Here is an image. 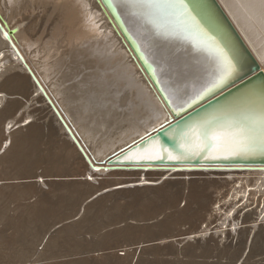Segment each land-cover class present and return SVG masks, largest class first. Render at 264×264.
<instances>
[{"label": "bare ground", "instance_id": "bare-ground-1", "mask_svg": "<svg viewBox=\"0 0 264 264\" xmlns=\"http://www.w3.org/2000/svg\"><path fill=\"white\" fill-rule=\"evenodd\" d=\"M106 1L108 2V7L103 3L102 0H0V27L4 32L9 34L10 41L13 47L21 57L20 58L17 55L10 42L4 37L0 29V77L5 76V84L3 86L4 90L0 91V105L4 102L6 104L8 103L9 105L16 104L18 98L13 99L15 98V96H20L21 99H28V101H30L32 105H37V103L41 104L40 108L36 109L37 115L43 120H48V122L46 121V125L49 126L50 131L54 133L58 140H61L59 139L61 137L63 138L61 140L60 153H62V160L64 164L67 165L66 167L71 170H73L72 168H75L73 170L74 177H77L79 179L84 177V181H82L83 179H78L73 182V180L71 179V183L69 182L67 184H61V186H63L65 189V192L63 193V195H61L62 198L66 202H71L75 205L78 204L81 199L87 194H90V196L87 197L90 199V197L93 198L100 192L102 193L103 191H105V189L106 191H109L118 188L122 190L129 188L127 191H116V194L114 195H104V197H101L100 199L97 198V200L92 202V204L87 206V208L85 206L82 207L83 204L81 203L80 206L78 205V212L76 211V209L75 211L77 214H79L81 212H84L86 209H91L94 206L97 209H93H96L98 212L100 211V209H102L103 206H105L103 204L106 198L110 199L109 197H118L119 195L123 196V194L126 193L129 194V197L131 196L138 201L147 199H162L161 204L159 205L166 207V209L173 210V212H171L169 215H166L165 217L166 220L172 222H174L175 220H180L182 218H187L190 214V211H203L207 215L211 211L212 206L218 204L220 201H225L226 199H228V197L233 199V201H228L229 205H232L233 207V205H235L234 201L237 199V195L239 194H242L243 199H245L247 195L254 197L257 193H259L260 197H263L264 201V148L257 146L254 150L245 153L232 154L227 150L218 148L215 144V141L213 140H196L194 138L183 135L191 125L211 118L212 116L221 117L220 122L223 123L224 119H226L227 114L238 115L239 113L236 110L242 109L244 107V103L247 101L255 100L257 106L259 105L261 94L264 93V0H217L223 11L226 13L235 29L241 36L247 48L257 60L260 70L242 80L241 82L221 91L218 94H215L208 100L193 107L178 119L175 118L174 115L183 112L189 107V104H193V100L196 99L197 95L203 93V98L207 92L215 89L212 88L211 85L214 79V73L216 71V65L214 63L213 57L217 52V49H223L236 60L237 57L235 53H233L230 48L228 52L216 37H213L206 31V29L191 13L185 2L184 3L187 7L188 13L190 14V17L195 19L199 27L203 30V33L206 34V39L204 41L206 47L204 50L193 48L191 44L188 43L165 40L157 37L151 33L150 29L144 24L143 20L134 18L126 7L119 4L117 7H112L111 4L117 2V0ZM116 20L118 23L116 22ZM121 29H123L124 33L135 46L141 61L148 67L150 76L155 85L158 86L162 95L157 91L155 85L152 83V80L145 72L141 63L135 56L133 50L128 45V42L122 35ZM28 70L31 72L36 82L33 80L32 75ZM132 87L137 89L138 93H145L146 95L139 96L137 98L138 100L129 98L130 90ZM206 89L211 90L205 91ZM34 93H36V97L31 98V95ZM45 96L57 110L67 128L70 130L77 143L85 153L86 158L89 162L84 158L76 144L71 140L63 125L53 112L52 107L47 102ZM7 97H12V99L7 102ZM164 100L168 102V106L166 105ZM18 103H20V101ZM2 106L0 109V127L6 120L5 113L7 111L5 108L7 106H4L3 108ZM29 110L32 109L30 108ZM8 114H11V112ZM17 119L16 121L15 119H13L16 122H14V124H17ZM32 126V124H29L25 128H19L17 131L16 129L14 130V127L11 126L15 132H13L12 130L13 133L10 132L9 136L7 135L8 138H10V144L8 143V148H6L5 153H2L4 155L0 157V165L3 162L7 164L6 161H12L14 158V163L16 164V161L18 160L17 158H19L18 156L20 150H23L26 144V138L30 139V137H27V132ZM39 140H42V137ZM161 146L163 147V149H167V152H171L173 156L179 157V159L173 160L167 158V152L162 153L165 156L164 159H156V155L160 154ZM38 149H35V151H38ZM33 151L34 149L32 150V152ZM20 156H22L21 153ZM33 156L31 155V157ZM27 158L30 157L27 156L25 158V161ZM89 163L92 167L89 165ZM28 164L29 163H27V165ZM17 166L18 165H16V167ZM19 166L21 167L22 165ZM59 166L60 165L58 164H55L53 166V171H56V175L60 172V170L63 171L62 167ZM23 167L24 165L22 166V168ZM6 169L8 170V168ZM180 169L191 170H188L189 172H180ZM1 173L2 172H0V174ZM31 173L33 175V172ZM32 175L31 177H33ZM99 176L109 178V180H106L107 182H105V180L102 178L97 179V177ZM6 177L0 180V182H3V184L0 185V200L6 197L5 190L10 189V187L12 188L13 184L11 183H13V180L18 179L10 178V174L9 177ZM40 177L41 176L37 177V179H39ZM87 177H89V179H87ZM169 177H173V179L171 178V180H169ZM181 178H187V180H181ZM100 179H102V181L104 180V183H109L110 185L107 184V187L99 189L100 187L98 186H100V183L102 184V182H99ZM238 180L240 181V183H238V186L236 187L235 183H237ZM55 184V186L57 187V185L60 183ZM69 184L73 190L70 187L69 188L71 190H67ZM22 185L24 184L22 183ZM44 185V182H41V184H39V182L36 181L32 182V185L30 186L31 189L40 193L41 187H44ZM19 186L21 185L19 184ZM23 187H25V185ZM250 187H254L255 189H257V191L249 192L248 188ZM96 188L97 190L95 191ZM11 190L7 191V193L9 192V194H11ZM16 190L17 192H20V190L24 191V189ZM59 190L62 193L61 187L59 188ZM91 191L95 192L91 194ZM15 193L16 192H14V194ZM52 193L55 194V192ZM107 193L108 192H106V194ZM24 195H22V197ZM29 195L26 194L25 196ZM38 195L40 196V194ZM11 196L13 197V195ZM15 198L17 197L15 196ZM56 198L51 197L49 199L56 200ZM3 200L1 202H3ZM184 200L186 201L184 207L182 209H179L180 203ZM240 200H242V198ZM66 202L63 203L67 204ZM119 204L121 205V202ZM226 204L227 202L225 203V205ZM12 205H14V203ZM24 205L26 204L24 203ZM29 205L31 206V204ZM192 205H196L195 210H190V207ZM33 206L34 205H32V207ZM36 206L34 208H36ZM12 208L15 207L12 206ZM53 208L55 209V207ZM6 209L7 208H5V211ZM49 209L51 211V208ZM28 210L29 209H26L24 212H27ZM263 211L264 210H262L261 213ZM106 212L110 213V211L108 210ZM106 212L104 214H106ZM3 213L4 215H6V212H4V209L0 206V216H3ZM53 213L55 212L53 211ZM153 213L154 210L151 211V209L147 207L146 209L138 213V217L140 218L139 220L146 222H148L149 220L151 221L152 219H154ZM251 214L252 213L247 214L244 219H248ZM13 215L16 214H14L13 212ZM26 215H28V212ZM55 215L58 216L56 213ZM101 216L103 217V215ZM69 217L70 215L67 216V218ZM100 222H102L103 224L102 220ZM81 223L82 221L79 220V222H73L72 224L65 226L59 232L55 233L56 236H53V233L52 237L54 238H52L51 240L49 238L48 241H50L45 244H47V247H51L54 249L55 247H58L59 241L64 238V241H66L67 238L76 239L74 237L78 232L81 231L80 227L85 224L84 223L83 225H81ZM104 223L106 224V221ZM108 223L111 222L109 221ZM26 224L24 223L25 226ZM39 224H41V222H39ZM87 226L89 225L87 224ZM9 228L7 227V229ZM20 228L23 229L22 227ZM88 228L90 227H86L84 229L88 230ZM109 228H111V226ZM143 228L144 229H142V231L138 228H135L139 230V232H137L133 237L139 238L146 233H151V236L157 237L156 240L163 239V235L161 233L162 231H155L156 229L154 230L153 228H147V226H144ZM59 229H57V231ZM118 229L116 231H112V233L109 232V234L105 235L104 237L102 236V239L100 238L101 241L105 240L106 242H109L106 240L107 237H112L114 239L118 238L120 240L118 234L121 233L122 235H124V233L129 230L127 225H124V227L121 226V229ZM36 230L38 232V229ZM89 230L91 231L93 229ZM250 230H255V234H253L254 237L261 236L262 232L264 231L261 227L258 226H254ZM90 231L89 233L92 234V232ZM108 231L109 230H107V233ZM12 232L13 234L17 233L13 230ZM84 232L88 233L85 230ZM102 232L104 233V231ZM245 232L247 233V231ZM21 233H23V231ZM238 233H241L240 230L238 231ZM17 235L14 234L15 238H13L16 239ZM79 236L82 237L83 232L82 236ZM9 237H6V234L4 237V231L0 232V249L5 246H9L10 243L13 242L12 240L14 239L11 238V240ZM27 238L30 237L27 236ZM36 238L37 236L34 238V240ZM96 238L98 237H95V239ZM129 238L131 237L128 236V238L125 240H129ZM40 239L41 242H38V246L41 245L44 238L41 236ZM31 240L33 242V238ZM36 240L39 239L37 238ZM21 241L22 240H20V242ZM99 241L100 240H98V242ZM88 242L89 241H87V243ZM80 243L83 244V241H81ZM94 243V245H96V242ZM22 244L20 245L22 246ZM78 244L79 243L77 242V245ZM35 245L33 247H35ZM92 245L93 244H91V246ZM14 246L12 245L13 248H15ZM31 247L29 246V248ZM37 247H35V250H37ZM113 247L115 246L113 245ZM19 248L17 247V250ZM22 248L24 250L25 247L22 246ZM47 249L52 250L49 248ZM94 249L92 251H94ZM114 251L116 252V250ZM122 251H124V256L126 257L120 258L118 256H114L111 264H125L129 260L130 254H126L127 251L125 252V250ZM25 252L22 251V255L21 257L19 255L18 259H25L28 255V251L27 253ZM19 253L21 254V251H19ZM102 253L104 254V252ZM25 254H27L26 257ZM51 254H54V251ZM0 256L1 259L2 257L9 255H5L3 254V252H1ZM51 257L54 258L55 256L53 257L51 255ZM47 259L49 260V258ZM47 259L45 258V260ZM102 259L104 260V258ZM26 260L28 261L29 258H27ZM37 260L33 261V263L37 262ZM82 260L84 261L85 259ZM20 261L22 262V260ZM39 261L40 260H38V262ZM101 261L102 260H100V262Z\"/></svg>", "mask_w": 264, "mask_h": 264}, {"label": "rangeland", "instance_id": "rangeland-1", "mask_svg": "<svg viewBox=\"0 0 264 264\" xmlns=\"http://www.w3.org/2000/svg\"><path fill=\"white\" fill-rule=\"evenodd\" d=\"M5 84V76H1L0 77V91H3L4 86ZM35 94V95H34ZM31 95V98H35L36 97V93H34ZM139 94V95H138ZM146 95L145 93H138L137 89H135L134 87L131 88L130 90V97L131 99H135V100H138L137 98L139 96H144ZM18 98V99H17ZM20 98V99H19ZM10 99H12V97H7L6 98V101H10ZM13 99H17L16 101V104H12V105H8L4 102L0 105V109H1V106L2 108L4 106H7L5 107L6 108V115H5V121L3 123V125L0 127V157L4 154H2L3 152L5 153L6 151V148H8V143L10 144V138H8L9 136V133H13L15 132L14 130L16 129V131L19 129V128H25L27 125H33L30 130L27 132V137H30L29 138H26V144L24 146V148H27V149H24L23 150L21 149L20 150V153L22 156H20V153H19V158H17L16 160V164L14 163L15 162V158L11 161H6L7 164H5L4 162V165L3 163H1L0 165V172H2L0 175V180L1 179H4V177L8 176L9 177V174H10V178H15L17 180H13V184L12 185V188L10 187V189H7L5 190V198L1 199L0 200V203L1 204H6V205H1L0 206L4 209V212H6L5 214L7 215H4L3 213V216L1 215L0 216V232L1 231H4V237H5V234H6V237H9L10 235V239H14L15 235L19 234L16 236V239L12 240L13 242L10 243L9 246H5L3 248L0 249V253L3 252V254L5 255H9V256H5V257H2L0 259V264H32L33 261H36L37 258L38 260H40L38 262H35L33 264H111V261L112 259L114 258V256H118V257H126L124 256V251L122 250H125L126 254H130V257H129V260L125 263V264H264V231L262 232V235L261 236H258V237H254L253 234H255V230H250L252 227L254 226H258V227H261L263 230H264V211L261 213L262 210H264V201H263V197H260V194L257 193L254 197H251V196H246L245 199H243V195L242 194H239L237 195V199L234 201L235 202V205H229V202L228 201H233L232 198L228 197V199H226L225 201H220L218 204L212 206L211 208V211L206 215L203 211H197V212H193V211H190V214L187 218H182L180 220H175L174 222L172 221H169V220H166L165 217L166 215H169L171 212H173L172 209H166V207H163V206H160L159 204H161V200L162 199H147V200H135L134 198H132L131 196L129 197V194H126L124 193L123 196L119 195L118 197L117 196H114V197H109L110 199H105L104 201V204L105 206L102 207V209H100V211L97 212V208L96 207H92L91 209L89 210H85L84 212H81L79 214L76 213V211L78 212L77 208L81 205V203L83 204L82 207H86L89 206L90 204H92V202L96 201L97 198L100 199L101 197H104V195H114L116 194V191H121L122 189H113V190H109V191H103L100 195H96L94 196L93 198L89 197L90 194H87L85 195V197H83L81 199V201L78 203V204H72L71 202H66L61 195H63V193L65 192V189L63 186H61V184H67V183H71V181L73 180V182H75L76 180H78L79 178L77 177H74V169L75 168H72L73 170L67 168L63 162V158H62V153H60V145H61V140L63 139L62 137L59 138L61 140H58V138L54 135V133L52 131H50V128L49 126H47V122L48 120L47 119H41L39 118V116L37 115V112H36V109L40 108L41 104L40 103H37V105H32L30 101H28V99L26 98H22L20 96H15V98ZM24 99V100H23ZM26 99V101H25ZM20 103H18L19 101ZM26 103H25V102ZM30 102V103H29ZM11 103V102H10ZM23 103V104H22ZM25 103V104H24ZM21 106H20V105ZM28 105V106H27ZM11 106V107H10ZM19 106V108H18ZM117 106V105H116ZM15 107V108H14ZM25 107V108H24ZM29 107V108H28ZM32 109V110H29V109ZM25 111H24V110ZM9 110V112H8ZM19 111V112H17ZM23 111V113H22ZM13 114H8L10 113ZM13 112V113H12ZM34 112V113H33ZM22 113V114H21ZM31 114V115H30ZM10 117H8V116ZM23 115V116H22ZM34 117H33V116ZM12 116V117H11ZM19 117L21 119H17L16 118ZM37 116V117H36ZM9 119H8V118ZM33 117V118H32ZM25 118V119H24ZM38 118V119H36ZM16 121L17 119V124H14V120ZM33 119V120H32ZM37 120V121H35ZM19 121V123H18ZM44 121V122H43ZM47 121V122H46ZM34 122V123H33ZM38 122V123H37ZM12 123V124H11ZM16 123V122H15ZM23 123V124H22ZM36 123V124H35ZM5 124V125H4ZM10 124V125H9ZM14 124V125H13ZM35 124V125H34ZM45 124V125H44ZM18 125V126H17ZM5 126V127H4ZM14 127L12 129V127ZM17 128H16V127ZM20 126V127H19ZM44 126V127H43ZM36 130H35V129ZM44 128V129H43ZM7 129V130H6ZM33 129V130H32ZM13 130V132H12ZM43 130V131H42ZM45 130V131H44ZM3 133H2V132ZM6 132V133H5ZM46 132V133H45ZM2 133V134H1ZM32 133V134H31ZM49 133V134H48ZM34 134V135H33ZM38 134V136H37ZM45 134V135H44ZM6 135V136H5ZM8 135V136H7ZM42 135V136H41ZM3 136V137H2ZM5 136V138H4ZM40 136V137H39ZM7 137V138H6ZM42 137V140H39L41 139ZM34 138V139H33ZM5 139V141H4ZM33 139V140H31ZM9 140V141H8ZM29 140V141H28ZM39 142H37V141ZM1 141H2V145H1ZM4 141V143H3ZM36 141V142H35ZM7 142V143H6ZM31 142V143H30ZM35 142V143H34ZM60 142V143H59ZM45 143V144H44ZM7 146H6V145ZM29 144V145H28ZM43 144V145H42ZM33 145V146H32ZM35 145V146H34ZM41 145V146H40ZM29 147V148H28ZM32 147L34 149V154L36 152V154L34 155L33 152H32ZM39 148V149H38ZM30 149V150H28ZM35 149H38V151ZM41 149V150H40ZM50 149V150H49ZM57 149V150H56ZM29 152H28V151ZM40 150V152H39ZM24 152V153H22ZM26 152V153H25ZM28 152V153H27ZM41 153V154H40ZM48 153V155H47ZM29 154V155H28ZM60 156H59V155ZM25 157H24V156ZM31 155L34 157V161H33V157H31ZM38 155V156H37ZM29 156L30 158H27L26 161H25V158ZM59 156V157H58ZM23 157V158H22ZM36 157V158H35ZM40 157V158H39ZM21 158V159H20ZM20 159V160H19ZM29 159V160H28ZM23 160V161H22ZM52 160V161H51ZM28 161V162H27ZM33 163H32V162ZM20 162V163H19ZM23 162V163H22ZM9 163V165H8ZM18 163V164H17ZM26 163V164H25ZM27 163H29L27 165ZM63 163V164H62ZM11 164V165H10ZM55 164H58L60 165L59 167H62L63 171L60 170V172L56 175L55 174V170L53 171V166ZM7 165V166H5ZM16 165H24V167L22 168V166L20 167H16ZM44 165V166H43ZM52 165V166H51ZM10 167V168H9ZM13 167V168H12ZM16 167V168H15ZM65 167V169H64ZM6 168L11 169V170H7ZM15 168V169H14ZM22 168V169H21ZM49 168V169H48ZM31 169V170H30ZM47 169V170H46ZM2 170V171H1ZM4 170V171H3ZM15 170V171H14ZM19 170V171H18ZM191 169H186V170H182L180 169V172L183 171V172H189ZM15 175H14V173ZM28 171V173H27ZM35 171V172H34ZM42 171V172H41ZM70 171V173H69ZM73 171V172H71ZM4 172V173H3ZM11 172V173H10ZM17 172V173H16ZM20 172V173H19ZM22 172V173H21ZM25 172V173H24ZM33 172V175L32 173ZM54 172V173H53ZM62 172V173H61ZM9 173V174H7ZM36 173H39V174H36ZM50 173V174H49ZM72 173V174H71ZM6 174V175H4ZM17 174V175H16ZM42 174V175H41ZM66 174V175H65ZM4 175V177H3ZM13 175V176H12ZM29 175V176H28ZM31 175L33 177H31ZM37 175V176H36ZM41 176L39 179H37V177ZM59 175V176H58ZM62 175V176H61ZM15 176V177H14ZM19 176V177H17ZM28 176V177H27ZM48 176V177H47ZM55 176V177H54ZM58 176V177H57ZM66 176V177H64ZM2 177V178H1ZM31 177V178H30ZM46 177V178H45ZM7 178V177H6ZM21 178V179H20ZM29 178V179H28ZM84 177L80 178V179H83ZM99 178H102L105 180V182H107L109 180V178H105V177H97V179ZM171 178L173 179V177H169L168 179L171 180ZM48 179V181H47ZM72 179V180H71ZM79 179V180H80ZM87 179H89V177H87ZM102 179L99 180V182H102V184L100 183V187L99 189H103L105 187H107V184L109 183H104V180L102 181ZM125 179V178H124ZM128 179V178H127ZM187 180V178H181V180ZM41 180V181H40ZM55 180V181H54ZM68 180V181H67ZM107 180V181H106ZM15 181V182H14ZM28 183H27V182ZM38 181L39 184H41V182L45 183L44 187H41V191L40 193L37 192V191H34L33 189H31V186L32 185V182H36ZM84 181V179L82 180ZM25 185V187H23L24 185H22V183ZM64 182V183H63ZM5 183V182H4ZM15 183V184H14ZM18 183V185H17ZM30 183V184H29ZM55 183H60L57 185V187L55 186L56 184ZM238 183H240V181L238 180L237 183H235V186L237 187L238 186ZM3 182L1 181L0 182V185H2ZM19 184L21 186H19ZM28 184V185H26ZM113 184V183H112ZM51 187H50V186ZM110 185V184H109ZM15 186V187H14ZM17 186V187H16ZM29 186V187H28ZM50 188H48V187ZM68 186V185H67ZM102 186V187H101ZM104 186V187H103ZM22 187V188H21ZM54 187V188H53ZM59 188L61 187V190H62V193L58 192ZM70 184L69 186L67 187V190H71L70 188ZM15 188V189H14ZM27 188V189H25ZM13 189V190H11ZM20 190V189H24V191L20 190V192L17 190ZM46 189V190H45ZM50 189V190H49ZM64 189V190H63ZM98 189V190H99ZM129 188L127 189H123L122 191H127ZM11 190V194H9V192L7 193V191H10ZM15 190V191H14ZM31 190V191H29ZM73 190V189H72ZM97 190V188L95 189V191ZM249 192H255L257 191V189H255L254 187H250L248 188ZM27 191V192H26ZM29 191V192H28ZM55 192L52 193V192ZM57 191V192H56ZM95 191H91V194ZM114 191V193H113ZM14 192H16L14 194ZM44 192V193H43ZM106 192H108L106 194ZM27 194L29 196H25L24 195ZM34 193V194H33ZM51 193V194H50ZM104 193V194H103ZM8 194V195H7ZM19 194V195H18ZM24 195L22 197V195ZM40 194V196L38 195ZM57 194V195H56ZM13 195V197L11 196ZM20 197H18V196ZM49 195H52V196H49ZM60 195V196H58ZM102 195V196H101ZM15 196L18 198H15ZM35 198H34V197ZM56 198V200H51L48 198ZM125 196V197H124ZM9 197H12V198H9ZM22 197V198H21ZM26 197V199H25ZM33 197V198H32ZM37 197V198H36ZM40 197V198H39ZM96 197V198H95ZM117 197V198H116ZM9 198V199H8ZM22 200H21V199ZM32 198V199H31ZM46 200H45V199ZM95 198V199H94ZM113 198V199H112ZM242 198V200H240ZM248 198V199H247ZM12 199V201H11ZM14 199V201H13ZM16 199V200H15ZM24 199V200H23ZM116 199V200H115ZM119 199V200H118ZM123 199V200H122ZM128 199V200H127ZM3 200V202H1ZM9 200V201H8ZM27 202H26V201ZM29 200V201H28ZM31 200V201H30ZM33 200V201H32ZM45 200V202H44ZM90 200V202H89ZM7 201V202H6ZM19 201V202H18ZM25 201V202H24ZM56 203H55V202ZM86 201V202H85ZM107 201V203H106ZM153 201V202H152ZM255 201V202H254ZM257 201V202H256ZM6 202V203H5ZM11 202V203H10ZM18 202V203H17ZM21 202V203H20ZM33 202V203H32ZM37 202V203H36ZM53 202V203H52ZM62 202V203H60ZM63 202H66L67 204H64ZM89 202V203H88ZM109 202V203H108ZM118 202V203H117ZM121 202V205L119 204ZM128 202H131V203H128ZM185 200L182 201L179 205V209H182L185 205ZM227 202V204L225 205V203ZM10 203V204H9ZM14 203V205H12ZM23 203V205H22ZM24 203L26 205H24ZM31 204V206L29 204ZM43 203V204H42ZM45 203V204H44ZM48 203V204H47ZM106 203V204H105ZM37 204V206H36ZM51 204V205H50ZM56 204V205H55ZM61 204V205H60ZM72 204V205H71ZM87 204V205H86ZM109 204V205H108ZM114 204V205H113ZM116 204V205H115ZM145 204V205H144ZM152 204V205H151ZM11 205V206H10ZM22 207H20V206ZM32 205H34L32 207ZM41 205V206H40ZM49 205V206H47ZM79 205V206H78ZM125 205V206H124ZM147 205V206H146ZM15 207V208H12ZM27 206V207H26ZM30 206V207H29ZM36 206V208H34ZM52 206V207H51ZM62 208H61V207ZM66 206V207H65ZM70 206V207H69ZM73 206V207H72ZM116 206V208H115ZM229 206V207H228ZM20 207V208H18ZM25 207V208H24ZM29 207V208H28ZM55 207V209L53 208ZM60 207V208H59ZM65 207V208H64ZM69 207V208H68ZM113 207V208H112ZM140 207H143V208H140ZM145 207V208H144ZM149 208L151 209V211L154 210V213H153V217L154 219H152L150 222H146V221H140L139 217H138V213L146 208ZM218 207V208H216ZM5 208L6 211H5ZM13 210V211H11ZM18 208V209H16ZM33 208V209H32ZM51 208V211L50 209ZM72 208V209H71ZM93 208H96V209H93ZM110 208V209H109ZM120 210H119V209ZM122 208V209H121ZM135 208V209H134ZM23 209V210H22ZM26 209H29L27 212H28V215L27 212H24ZM49 209V210H48ZM54 209V210H53ZM57 209V210H56ZM61 211H60V210ZM71 209V211H70ZM76 209V211H75ZM110 211L109 212H106L107 210ZM116 209V210H115ZM193 209L195 210L196 209V205H192L190 207V210ZM9 210V211H8ZM16 212H15V211ZM32 210V211H31ZM36 210V211H34ZM38 210V211H37ZM75 212H74V211ZM92 210V212H91ZM96 210V211H94ZM113 210V211H112ZM118 210V211H117ZM214 210V212H213ZM230 210V211H229ZM19 213H18V212ZM21 211V212H20ZM34 211V212H33ZM53 211L58 215L56 216L55 213H53ZM59 211V212H58ZM87 211V212H86ZM115 211V212H114ZM163 211V212H162ZM170 211V212H169ZM255 211V212H253ZM11 212V213H10ZM13 212L14 214L16 215H13ZM90 212V213H89ZM95 212V213H93ZM106 212V214L109 216H107L106 214H104ZM113 212V213H112ZM162 214H161V213ZM203 212V213H202ZM24 215H23V214ZM38 213V214H37ZM40 213V214H39ZM66 213V214H65ZM68 213V214H67ZM70 213V214H69ZM87 213V215H86ZM99 213V214H98ZM115 213V214H114ZM130 213V214H129ZM132 213V214H131ZM238 213V214H237ZM249 213H252L248 219H244L245 216ZM12 214V216H11ZM19 214V215H18ZM33 214V215H32ZM46 214V215H45ZM82 214V215H80ZM90 214V215H89ZM92 214V215H91ZM112 214V215H110ZM9 215V216H8ZM21 215V216H20ZM41 215V217H40ZM44 215V216H43ZM48 215V216H47ZM54 215V216H53ZM64 215V216H63ZM72 217L70 218H67V216ZM97 215V217H96ZM103 215V217L101 216ZM158 215V216H157ZM6 216V217H5ZM24 216V217H23ZM28 216V217H26ZM35 216V217H34ZM43 216V217H42ZM52 216V217H50ZM62 218H60V217ZM77 217L80 221H82L81 225H83L82 227H80L81 231L77 233V235L74 237L76 239H70V238H67L66 241L65 238L60 240L59 241V244H58V247L56 248H51V247H47V244L45 243H48L52 238V234L54 233H57L59 232L61 229H63L65 226L67 225H70L72 224L73 222H79V220L75 217ZM85 216H88V217H85ZM96 218H95V217ZM131 216V217H130ZM205 216V217H204ZM210 216V217H209ZM239 216V217H238ZM16 217V218H15ZM19 217V218H18ZM31 217V218H30ZM36 219H34V218ZM40 219H39V218ZM46 217V219H45ZM54 217V218H53ZM59 219H58V218ZM84 220H83V218ZM92 217V218H91ZM115 219H114V218ZM134 217V218H133ZM6 218V219H5ZM23 218V219H22ZM27 218V220H26ZM45 220H44V219ZM82 218V219H81ZM91 218V219H90ZM96 219V223H95V219ZM100 220H99V219ZM104 218V219H103ZM111 218V219H110ZM118 218V219H117ZM123 218V219H122ZM215 218V219H214ZM234 218V219H233ZM5 219V220H4ZM9 219V220H8ZM32 221H30V220ZM50 219V220H49ZM74 219V220H72ZM90 219V220H88ZM94 219V220H93ZM107 219V220H106ZM129 219V220H128ZM221 219V220H220ZM2 220V221H1ZM8 220V221H7ZM11 220V221H10ZM15 220V221H14ZM23 220V221H22ZM29 220V221H28ZM39 220V221H37ZM47 220V221H46ZM53 220V221H52ZM77 220V221H76ZM88 222H87V221ZM103 221V224L102 222L100 221ZM122 222H121V221ZM248 220V221H247ZM9 225H8V223ZM18 221V222H17ZM27 221V222H26ZM35 221V222H34ZM43 221V222H42ZM50 221V222H48ZM62 221V222H61ZM70 221V222H69ZM73 221V222H72ZM106 221V224L104 223ZM111 222V223H108V222ZM218 221V222H217ZM250 221V222H249ZM254 221V222H253ZM26 224V226L24 225V223ZM29 222V223H28ZM34 222V223H33ZM38 222V223H37ZM39 222H41V224H39ZM93 222V223H92ZM100 222V223H99ZM117 222V223H116ZM4 223V224H3ZM21 223V224H20ZM31 223V224H30ZM37 223V224H36ZM60 223V224H59ZM64 223V224H63ZM95 223V224H94ZM99 223V224H97ZM109 225H108V224ZM124 223V224H123ZM44 224V225H43ZM51 224V225H50ZM66 224V225H65ZM87 224L89 226H87ZM90 224H93V225H90ZM122 224V225H121ZM16 229H15V227ZM22 227L23 229H21L20 227ZM24 227H23V226ZM64 225V226H63ZM95 225V226H94ZM99 225V226H98ZM104 225V226H103ZM113 225V226H112ZM124 225H127L128 229L124 235H122L121 233H119V237H120V241L118 238H108L107 237V241L109 242H106L105 240L104 241H101V237L105 236V235H108L109 232L112 233V231H116L119 227V229H121V226L124 227ZM163 225V226H162ZM186 225V226H185ZM207 225V226H206ZM13 226V227H11ZM93 226V227H92ZM97 226V227H96ZM102 226V227H101ZM111 226V228H109ZM117 226V227H115ZM144 226H147V228H153L155 231H162V235H163V239H158L156 240V236H151V233H146L144 235H142L141 237L139 238H134L133 236L139 232V230L135 229V228H138L142 231V229H144L143 227ZM209 226V227H208ZM7 227L9 229H7ZM18 227V228H17ZM29 227V228H28ZM36 227V228H35ZM54 227V228H53ZM60 229H59V228ZM86 227H90L87 229H84ZM92 227V228H91ZM96 227V228H95ZM101 227V228H100ZM114 227V229H113ZM13 228V229H12ZM33 228V230H32ZM35 228V229H34ZM108 228V229H107ZM167 228V229H166ZM242 228V229H241ZM15 229V230H14ZM20 229V230H18ZM26 229V230H25ZM29 229V230H28ZM38 229V232L37 230ZM44 229V230H43ZM48 229V230H47ZM57 229H59L57 231ZM87 231L88 233L84 232V230ZM89 229H93V230H89ZM100 229V230H98ZM104 229V230H103ZM113 229V230H112ZM118 229V230H119ZM201 229V230H200ZM246 229V230H245ZM9 230V231H8ZM12 230L14 232H17V233H14L12 232ZM32 230V231H31ZM36 230V231H35ZM95 230H98V231H95ZM106 230V231H105ZM107 230L108 233H107ZM237 230V231H236ZM240 230L241 233H238V231ZM247 231V233L245 231ZM250 230V231H249ZM12 233H11V232ZM23 231V233H21ZM31 233H30V232ZM35 231V232H33ZM40 231V233H39ZM92 232V234L89 233ZM104 231V233L102 232ZM175 231V232H174ZM249 231V232H248ZM7 232V233H6ZM23 234V235H21ZM26 232V233H25ZM29 232V233H28ZM33 232V233H32ZM82 232H83V236H82ZM11 233V234H10ZM45 235H43V234ZM86 233V234H85ZM94 233V234H93ZM100 236H99V234ZM103 235H102V234ZM238 233V234H237ZM246 233V234H245ZM32 234V235H30ZM41 234V235H40ZM49 234V235H48ZM53 236H56V234ZM98 234V235H97ZM241 234V235H240ZM13 235V236H12ZM37 236V238L39 240H34V238ZM40 235V236H38ZM79 235H81L82 237H80ZM93 235V236H92ZM95 235V236H94ZM97 235V236H96ZM146 235V236H145ZM232 235V236H231ZM253 237H252V236ZM26 236V237H23ZM30 237V238H27ZM32 236V237H31ZM41 236L44 238L41 245L38 246V242L40 243L41 242ZM78 236H79V239H78ZM92 236V238H91ZM128 236H130L131 238H129V240H125L128 238ZM14 237V238H13ZM23 239H22V238ZM85 237V238H83ZM88 237V238H87ZM95 237H98L95 239ZM33 238V242H32V239ZM50 238V240L48 241V239ZM83 238V240H82ZM101 238V239H100ZM112 238V239H111ZM159 238V237H158ZM95 239V240H94ZM111 241H110V240ZM118 239V240H117ZM20 240H22L21 243ZM70 242H69V241ZM75 240V241H73ZM97 240V241H96ZM98 240H100L98 242ZM18 241L20 244H22V246H24V250L22 248V246L16 242ZM24 241V242H23ZM27 243H26V242ZM37 241V242H36ZM64 241V242H63ZM69 243H68V242ZM81 241H83V244L80 243ZM85 241V243H84ZM87 241H89L88 243L90 244H95L94 242H96V245H92L87 243ZM114 241V242H113ZM119 241V243H118ZM127 241V242H126ZM62 242V243H61ZM66 242V244H65ZM77 242L79 243L77 245ZM93 242V243H92ZM117 242V243H116ZM124 242V243H123ZM16 243V244H15ZM36 245H35V244ZM61 243V244H60ZM75 243V244H74ZM99 243V244H98ZM107 243V244H105ZM15 244V246H14ZM25 244V245H24ZM63 244V245H62ZM101 244V245H100ZM102 244H103V247H102ZM128 244V245H127ZM12 245L15 247L13 248ZM21 247L17 250V247ZM33 247L35 245V247H37V250H35L36 248L35 247H31L29 248V246ZM73 245V246H72ZM78 247H76V246ZM82 245V247H81ZM113 245L115 247H113ZM126 245V246H125ZM28 246V248H27ZM62 246V247H60ZM66 246V247H65ZM97 246V247H96ZM112 246V247H111ZM118 246V247H117ZM12 249H11V248ZM41 247V248H40ZM68 247V248H67ZM73 247V248H71ZM107 250H106V248ZM45 248V249H44ZM47 248L49 249H52V250H48ZM71 248V249H70ZM84 248V249H83ZM90 248V249H89ZM96 250H95V249ZM98 248V249H97ZM109 248V250H108ZM16 249V250H15ZM31 249V250H30ZM80 252H79V250ZM94 249V251H92ZM103 249V250H102ZM113 249V250H112ZM14 250V252H13ZM26 250V252H25ZM33 250V251H32ZM44 250V252H43ZM75 250V252H74ZM77 250V251H76ZM85 250V251H83ZM90 250V251H89ZM102 250V251H101ZM116 250V252L114 251ZM121 250V251H120ZM17 251V253H16ZM19 251H21V254L19 253ZM22 251L27 253L28 251V255L25 254V257L27 255V257L25 259H21L19 258L20 260H22V262L18 259L19 255L21 257L22 255ZM36 251V252H35ZM48 254H46L45 253ZM49 251V252H48ZM54 251V254H51L53 253ZM11 252V253H10ZM30 252V253H29ZM35 252V253H34ZM41 252V253H40ZM78 252V253H77ZM87 252V253H86ZM100 252V253H99ZM104 252V254L102 253ZM107 252V253H106ZM115 252V253H114ZM15 253V254H14ZM34 253V254H33ZM59 253V254H58ZM78 255H77V254ZM82 253V254H81ZM99 253V254H98ZM109 253V254H108ZM113 253V255H112ZM18 254V255H17ZM41 254V255H40ZM57 256H56V255ZM106 254V255H105ZM32 255V256H31ZM40 258H39V256ZM51 255L54 257L52 258ZM76 255V256H75ZM88 255V256H87ZM93 255V256H92ZM98 255V256H97ZM102 255V256H101ZM111 255V256H110ZM122 255V256H121ZM16 258L14 259L13 257ZM29 256V257H28ZM34 256V257H33ZM48 256V257H47ZM59 256V257H58ZM95 256V257H94ZM109 256V257H108ZM113 256V257H112ZM263 256V257H262ZM1 257V256H0ZM7 257V258H6ZM81 257V258H80ZM85 257V258H84ZM99 257V258H98ZM111 257V258H110ZM13 258V259H11ZM29 258V260L27 261L26 259ZM45 258H49V260H45ZM52 258V259H51ZM56 258V259H55ZM63 258V259H62ZM97 258V259H96ZM104 258V260L102 259ZM107 258V259H106ZM110 258V259H109ZM10 259V260H9ZM76 259V260H75ZM82 259H85L84 261ZM90 259V260H89ZM2 260V261H1ZM15 260V261H14ZM25 260V262H24ZM71 260V261H70ZM98 260V261H97ZM100 260H102L100 262ZM7 261V262H6ZM20 261V262H18ZM27 261V262H26ZM58 261V262H57ZM65 261V262H64ZM77 261V262H76ZM81 261V262H80ZM87 261V262H86ZM107 261V262H106ZM110 261V262H109ZM2 262V263H1ZM6 262V263H5ZM31 262V263H30ZM50 262V263H49ZM83 262V263H82ZM96 262V263H95ZM106 262V263H105Z\"/></svg>", "mask_w": 264, "mask_h": 264}, {"label": "snow or ice", "instance_id": "snow-or-ice-1", "mask_svg": "<svg viewBox=\"0 0 264 264\" xmlns=\"http://www.w3.org/2000/svg\"><path fill=\"white\" fill-rule=\"evenodd\" d=\"M118 4L126 7L134 18L143 20L153 35L165 40L188 43L198 50L205 49L206 34L195 19L190 17L184 0H117L111 6L117 7ZM213 59L216 71L211 87L221 88L237 72V63L223 49H217ZM202 96L203 93L197 95L193 103L198 102ZM236 111L238 115L227 114L223 123L218 116L197 122L183 135L196 140H213L218 148L232 154L245 153L257 146L264 148V93L261 94L258 106L255 100H250ZM165 152L167 149L161 146L160 154L155 158L164 159L162 153ZM167 158L179 159L171 152H167Z\"/></svg>", "mask_w": 264, "mask_h": 264}, {"label": "water", "instance_id": "water-1", "mask_svg": "<svg viewBox=\"0 0 264 264\" xmlns=\"http://www.w3.org/2000/svg\"><path fill=\"white\" fill-rule=\"evenodd\" d=\"M105 5H108V2L106 0H102ZM186 5L188 6L191 13L196 17V19L199 21V23L206 29V31L212 35L213 37H216L219 42L223 45V47L229 52V48L235 53L237 59L235 62L237 63V72L232 76L230 79H228L225 83V85L221 88H215L211 90L210 92H207L202 99H200L198 102L193 103L191 107H188L183 112H180L179 114H175V118H180L182 115H184L187 111L191 110L193 107L199 105L200 103L208 100L215 94L220 93L221 91L241 82L242 80L246 79L250 75L258 72L260 70L259 64L257 60L254 58L252 53L249 51L247 46L245 45L244 41L242 40L241 36L235 29L234 25L226 15V13L223 11L222 7L219 5L217 0H184ZM117 22V20H116ZM118 23V22H117ZM4 37L10 42L11 46L13 47L9 34L4 32L3 29L0 27ZM122 35L128 42V45L133 50L135 56L141 63L142 67L144 68L145 72L148 74L150 79L152 80L150 76V72L148 67L141 61L135 46L133 43L129 40L127 35L124 33L123 29H121ZM227 42V43H226ZM229 47H228V46ZM14 51L17 53V55L20 57L19 53L16 51V49L13 47ZM21 58V57H20ZM29 71V70H28ZM31 74V72L29 71ZM32 75V74H31ZM33 80L36 82L35 78L32 75ZM152 83L155 85L154 81L152 80ZM157 91L161 94L158 86H156ZM162 95V94H161ZM46 97V96H45ZM47 102L50 104V106L53 109V112L57 116L58 120L63 125L64 129L70 136L71 140L76 144L79 151L82 153L84 158L87 160L85 153L77 143L76 139L70 132V130L67 128L66 124L60 117L57 110L53 107V105L50 103L49 99L46 97ZM166 105L168 106V102L164 100ZM88 161V160H87ZM89 162V161H88ZM90 165V163H89ZM91 166V165H90ZM92 167V166H91Z\"/></svg>", "mask_w": 264, "mask_h": 264}]
</instances>
